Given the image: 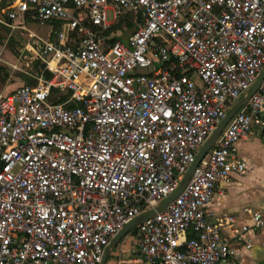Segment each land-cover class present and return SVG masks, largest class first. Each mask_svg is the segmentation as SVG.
<instances>
[{"label":"built area","instance_id":"1","mask_svg":"<svg viewBox=\"0 0 264 264\" xmlns=\"http://www.w3.org/2000/svg\"><path fill=\"white\" fill-rule=\"evenodd\" d=\"M7 1V28L27 29L14 21L28 15L58 28L30 33L24 50L42 66L0 90V264H101L263 72L264 0ZM254 125L264 127V83L181 193L136 227L122 264H247L264 214L246 209L252 225L240 226L207 206L247 172L238 143Z\"/></svg>","mask_w":264,"mask_h":264},{"label":"crops","instance_id":"2","mask_svg":"<svg viewBox=\"0 0 264 264\" xmlns=\"http://www.w3.org/2000/svg\"><path fill=\"white\" fill-rule=\"evenodd\" d=\"M238 149L240 156L247 161V172L234 174L227 183L221 184L207 209L216 216H234L240 226H251L249 211L264 214V127L254 125L249 137L238 143ZM248 236L252 247L242 249L241 260L247 264H264V228L259 231L251 229ZM128 260H119L117 264Z\"/></svg>","mask_w":264,"mask_h":264},{"label":"rangeland","instance_id":"3","mask_svg":"<svg viewBox=\"0 0 264 264\" xmlns=\"http://www.w3.org/2000/svg\"><path fill=\"white\" fill-rule=\"evenodd\" d=\"M0 10V17H2ZM108 18L112 19V13H108ZM16 24L25 26L27 29H10L0 23V90L9 91L21 86L25 78H30L26 72H35V63L31 62L29 54H26L24 47L30 39V33L34 32L41 37L47 38L49 33L56 28V25L41 24L31 16L17 19ZM3 68V70H2ZM8 73V75H7ZM194 79L201 84L200 77L194 75ZM135 228L114 247L107 259L106 264H117L122 259H132L134 243L138 237ZM127 251V252H125Z\"/></svg>","mask_w":264,"mask_h":264},{"label":"water","instance_id":"4","mask_svg":"<svg viewBox=\"0 0 264 264\" xmlns=\"http://www.w3.org/2000/svg\"><path fill=\"white\" fill-rule=\"evenodd\" d=\"M264 83V70L260 74V76L257 78L256 82L252 85L250 91L248 94L244 97H242L240 100H238L233 107L231 108L230 112L227 114V116L222 120V122L217 126L216 130L209 136V138L206 140L204 145L201 147L199 152L197 153L194 162L191 164L185 175L183 176L178 188L173 192L168 198H166L159 206H157L154 209H151L147 211L146 213L137 216L135 219H133L130 223H128L120 232H118L111 240L109 245L106 247L105 252L103 254L102 262L101 264H106L109 252L116 247L134 228H136L140 223H142L144 220L152 217L156 212L161 211L163 208H165L169 203H171L184 189V187L187 185L189 180L191 179L193 172L195 168L199 165L201 160L208 154V152L213 148L216 141L218 140L220 134L228 124V122L233 118V116L236 114V112L239 111V109L244 106L250 97L257 92L262 84Z\"/></svg>","mask_w":264,"mask_h":264},{"label":"trees","instance_id":"5","mask_svg":"<svg viewBox=\"0 0 264 264\" xmlns=\"http://www.w3.org/2000/svg\"><path fill=\"white\" fill-rule=\"evenodd\" d=\"M7 4H8V1L7 0H2V2H1V4H0V10L2 9V8H4V7H6L7 6ZM128 22H129V24H130V27H132V20H131V18L129 17V20H128ZM42 66V64L40 63V61H36L35 62V69H40V67ZM0 70H1V68H0ZM2 70H3V68H2ZM7 75H8V73H7ZM46 76L49 78L50 76H51V73L50 72H48L47 74H46ZM29 80V78H25V81H28ZM137 229L135 228V231H136ZM134 231V232H135Z\"/></svg>","mask_w":264,"mask_h":264}]
</instances>
